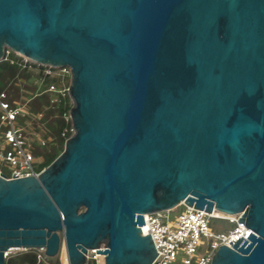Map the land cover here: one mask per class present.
Segmentation results:
<instances>
[{
  "label": "water",
  "instance_id": "95a60500",
  "mask_svg": "<svg viewBox=\"0 0 264 264\" xmlns=\"http://www.w3.org/2000/svg\"><path fill=\"white\" fill-rule=\"evenodd\" d=\"M4 48L70 69L73 133L36 176L0 177V264L41 248L150 264L143 214L242 212L211 264H264V0H0Z\"/></svg>",
  "mask_w": 264,
  "mask_h": 264
},
{
  "label": "built area",
  "instance_id": "2783aa9c",
  "mask_svg": "<svg viewBox=\"0 0 264 264\" xmlns=\"http://www.w3.org/2000/svg\"><path fill=\"white\" fill-rule=\"evenodd\" d=\"M0 61L15 64L21 72L14 82L18 88L15 97L5 89L0 90V177L9 180L36 176L46 166L42 165L43 155H35V151L49 148L54 139L44 119L46 106L34 111L30 101L47 93L50 103L62 102L66 106L60 114L65 123L61 131L65 142L73 133L69 113L72 106L70 69L37 63L9 48H4ZM26 84L33 87L28 88ZM241 218L242 212L229 214L214 208L207 211L182 202L170 209L144 213L139 227L142 235L150 234L157 252L150 264H211L218 246L232 247L238 240L248 238L251 229L244 226ZM210 219L223 220L231 226L225 230L212 229ZM97 249H104V243L87 250L84 264L104 260V254L97 253ZM35 251L38 262L68 264L66 254L60 249L54 257L46 256L41 248Z\"/></svg>",
  "mask_w": 264,
  "mask_h": 264
},
{
  "label": "trees",
  "instance_id": "16d2710c",
  "mask_svg": "<svg viewBox=\"0 0 264 264\" xmlns=\"http://www.w3.org/2000/svg\"><path fill=\"white\" fill-rule=\"evenodd\" d=\"M21 74L19 68L15 64H11L8 61H0V87H4L7 80L14 79L15 76ZM33 78V76H32ZM3 81V82H2ZM13 86V85H12ZM28 88H32L30 84H26ZM15 89V87H13ZM7 92L9 93V89L7 88ZM18 93V88L16 87V94ZM43 106H46L45 110V121L46 124L51 129V136L54 139V143L49 146V153L43 156V164L47 166L63 149L64 145V137L61 136V131L65 125L63 119L60 114L63 110L66 109L62 102L58 103H50V96L47 93H42L38 96H35L30 101L31 110H39ZM42 151L45 148H41ZM41 149H37L35 154H38V151ZM44 166V165H43ZM5 264H57L56 261L43 263L37 261L36 251L35 249H28L25 252H19L14 256L9 257ZM88 264H94L93 262H89Z\"/></svg>",
  "mask_w": 264,
  "mask_h": 264
},
{
  "label": "rangeland",
  "instance_id": "374dc122",
  "mask_svg": "<svg viewBox=\"0 0 264 264\" xmlns=\"http://www.w3.org/2000/svg\"><path fill=\"white\" fill-rule=\"evenodd\" d=\"M1 81V80H0ZM49 148H45L43 151H42V149H41V151H38V154H35V155H46V154H48L49 153ZM42 165H44L45 166V164H43L42 163ZM170 214H173L172 212L170 213ZM209 225H210V227H212V229L213 228H215V229H217V228H220L221 230L222 229H227L228 227H230L231 226V224H229V223H227L226 221H223V220H219V219H210L209 220ZM203 240H205V239H203ZM28 249H26V250H21V249H11L8 253H7V256H6V258H5V261L9 258V257H11V256H14V255H16L17 253H19V252H25V251H27ZM60 251L62 252V253H65V251H64V248H63V246L60 248ZM54 260H55V258H54ZM53 259L52 260H50V261H54Z\"/></svg>",
  "mask_w": 264,
  "mask_h": 264
},
{
  "label": "crops",
  "instance_id": "0c3cea01",
  "mask_svg": "<svg viewBox=\"0 0 264 264\" xmlns=\"http://www.w3.org/2000/svg\"><path fill=\"white\" fill-rule=\"evenodd\" d=\"M15 81H16V76H15L14 79L7 80L6 82L2 81L3 83H5V86L4 87H0V90L5 89L7 91V88H8L9 91H10L9 93H10L11 97H15L16 96V86L14 85ZM13 87H15V89H13Z\"/></svg>",
  "mask_w": 264,
  "mask_h": 264
}]
</instances>
